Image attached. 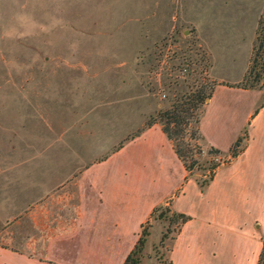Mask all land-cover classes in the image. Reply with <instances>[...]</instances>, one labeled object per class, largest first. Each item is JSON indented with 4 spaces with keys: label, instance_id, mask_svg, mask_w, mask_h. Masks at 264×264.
<instances>
[{
    "label": "rangeland",
    "instance_id": "374dc122",
    "mask_svg": "<svg viewBox=\"0 0 264 264\" xmlns=\"http://www.w3.org/2000/svg\"><path fill=\"white\" fill-rule=\"evenodd\" d=\"M188 1L0 0V231L110 156L175 95L220 81L211 77L213 61L195 27L182 18L204 19ZM230 2L249 24L236 61L219 60L214 73L237 80L248 69L264 0ZM206 37L216 48L238 38ZM158 230L141 264L169 263L172 241H157Z\"/></svg>",
    "mask_w": 264,
    "mask_h": 264
},
{
    "label": "crops",
    "instance_id": "0c3cea01",
    "mask_svg": "<svg viewBox=\"0 0 264 264\" xmlns=\"http://www.w3.org/2000/svg\"><path fill=\"white\" fill-rule=\"evenodd\" d=\"M186 5L204 18L182 12L209 51L211 77L221 82L200 129L225 153L247 130L244 150L221 164L202 189L196 176L188 177L162 125L153 124L0 231V264H124L154 207L170 201L173 211L191 216L172 243V264H258L264 246V91L236 85L246 71L237 80L214 73L219 60L236 61L249 18L246 11L232 13L230 0ZM208 33L238 38L216 48ZM155 227L161 240L163 227L151 221L146 247Z\"/></svg>",
    "mask_w": 264,
    "mask_h": 264
},
{
    "label": "trees",
    "instance_id": "16d2710c",
    "mask_svg": "<svg viewBox=\"0 0 264 264\" xmlns=\"http://www.w3.org/2000/svg\"><path fill=\"white\" fill-rule=\"evenodd\" d=\"M262 82L264 83V11L258 21L248 69L243 80L236 85L242 88L252 89L257 88ZM219 83L221 82L214 80L209 87V91L206 90L209 84L205 82L192 92L175 95L170 108L155 111L150 115L147 125L126 141L138 136L145 128L153 124H161L164 132L173 143L175 152L188 171V177L193 176L195 169L203 171L200 176H196V179L201 188L204 189L213 180L216 170L222 164L220 161L215 160V157L218 155L228 156L229 159L227 161L233 157H237L244 150L245 140L248 137L247 130H245L228 153L223 152L213 145H209L205 141V137L200 129V120L207 101L212 96L214 87ZM124 144H121L117 150ZM190 218L191 216L187 214L173 211L171 201L155 206L150 219L142 226V231L134 250L128 255L124 264H141V254L146 245L147 236L149 235L148 226H150L153 219L169 220L170 226L166 227L160 241L164 243L169 239L173 243L181 232L183 225ZM171 249L172 247L169 251ZM168 264H172L171 259ZM258 264H264V246Z\"/></svg>",
    "mask_w": 264,
    "mask_h": 264
},
{
    "label": "built area",
    "instance_id": "2783aa9c",
    "mask_svg": "<svg viewBox=\"0 0 264 264\" xmlns=\"http://www.w3.org/2000/svg\"><path fill=\"white\" fill-rule=\"evenodd\" d=\"M225 159H226V160H225ZM228 159H229L228 156H227V157H224V156L218 155V156L215 157V160L220 161L222 164L228 162V161H227Z\"/></svg>",
    "mask_w": 264,
    "mask_h": 264
}]
</instances>
